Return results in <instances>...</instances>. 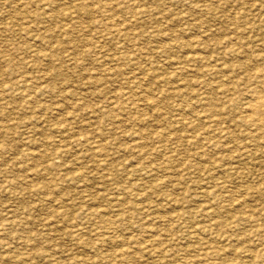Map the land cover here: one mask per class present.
Instances as JSON below:
<instances>
[{
	"label": "rangeland",
	"instance_id": "1",
	"mask_svg": "<svg viewBox=\"0 0 264 264\" xmlns=\"http://www.w3.org/2000/svg\"><path fill=\"white\" fill-rule=\"evenodd\" d=\"M263 34L264 0H0V264H264Z\"/></svg>",
	"mask_w": 264,
	"mask_h": 264
},
{
	"label": "bare ground",
	"instance_id": "2",
	"mask_svg": "<svg viewBox=\"0 0 264 264\" xmlns=\"http://www.w3.org/2000/svg\"><path fill=\"white\" fill-rule=\"evenodd\" d=\"M199 1H200V0H199ZM204 1H206V0H204ZM196 2H197V1H196ZM194 4H195V3H194ZM80 6H81V5H80ZM167 8H168V7H167ZM160 9H161V8H160ZM160 9H159V10H160ZM157 10H158V9H157ZM161 13H162V12H161ZM159 15H160V14H159ZM165 18H166V17H165ZM159 19H160V16H159L158 20H159ZM162 20H164V19H163V16H162ZM165 20H166V19H165ZM166 22H167V20H166ZM124 24H125V23H124ZM118 25H119V24H118ZM118 25H117V26H118ZM115 26H116V25H115ZM120 26H121V23H120ZM111 27H112V26H111ZM114 28H116V27H114ZM117 28L119 29L120 27H117ZM117 28H116V29H117ZM126 28H127V27H126ZM109 29H110V28H109ZM111 29H112V28H111ZM111 29H110V30H111ZM112 30H114V29H112ZM112 30H111V31H112ZM119 30H120V29H119ZM123 30H125V29L123 28ZM127 30H128V28H127ZM126 32H127V31H126ZM117 33H118V31H117L115 34H117ZM158 33H159V32H158ZM110 34H111V33H110ZM113 34H114V32H113ZM113 34H112V35H113ZM120 34H121V33H120V31H119V36H122V35H120ZM163 34H164V33H163ZM233 34H234V33H233ZM124 35H125V34H124ZM164 35H167V34H164ZM263 36H264V34H263ZM238 39H239V37H238ZM241 39H242V38H241ZM226 41H227V40H226ZM228 41H229V40H228ZM235 42H236V41H235ZM246 42H247V40H246ZM228 43H229V42H228ZM239 43L242 44V40H241V42H239ZM166 45H167V43H166ZM168 45H170V44H168ZM239 45H240V44L235 45V47L237 48V46H238V48H240ZM247 45H248V44H246V46H247ZM241 46H242V45H241ZM261 46H262V45H261ZM261 46H260V47H261ZM164 47H167V46L164 45ZM235 47H234V48H235ZM236 48H235V49H236ZM243 48H245V47H243ZM258 48H259V47H258ZM248 49H249V48H248ZM231 50H232V49H231ZM242 50H243V49H242ZM244 51H245V50H244ZM229 52H230V51H229ZM242 52H243V51H242ZM258 52H259V51H258ZM258 52H257V53H258ZM261 52L263 53V51H261ZM239 53H240V52H239ZM239 53H237L236 55H239ZM246 53H247V52H246ZM250 53H251V52H250ZM250 53H249V54H250ZM249 54H248V55H249ZM251 54H252V53H251ZM254 54H255V53H254ZM226 55H227V54H226ZM240 55H241V54H240ZM252 55H253V54H252ZM193 56H195V55H193ZM256 56L258 57V54H257ZM256 56H255V57H256ZM191 57H192V56H191ZM197 57H198V56H197ZM262 57L264 58V56H262ZM118 58H119V57H118ZM186 58H187V57H186ZM186 58H185V59H186ZM189 58H190V57H189ZM189 58H188V59H189ZM193 58L197 61L196 57H193ZM249 58H250V57H249ZM258 58H259V57H258ZM260 58H261V57H260ZM198 59H199V58H198ZM200 59H201V58H200ZM238 59H239V57H238ZM241 59H242V57H241ZM244 59L249 60L248 57H247V58H244ZM236 60H237V59H236ZM181 61H182V60H181ZM186 61H187V60H186ZM186 61L184 60V63H185ZM241 61H242V60H241ZM244 61H245V60H244ZM170 62H172V61H170ZM239 62H240V61H239ZM239 62H238V63H239ZM245 62H246V61H245ZM250 62H251V61H250ZM262 62H263V61H262ZM262 62H261V63H262ZM174 63H177V64H178V61L176 62V60H175ZM174 63L172 62V64H174ZM184 63H183V64H184ZM207 63H208V62H207ZM240 63H241V62H240ZM177 64H176V67H177V68L175 67L176 69H178V70L181 71V72L186 71V70H187V72H188L187 67L184 66L182 63H180L178 66H177ZM217 64H218V63H217ZM223 64H224V63H223ZM225 64H226V63H225ZM245 64H246V63H245ZM245 64H244V66H246ZM174 65H175V64H174ZM219 65L222 66L221 64H219ZM242 65H243V64H242ZM242 65H240V66H242ZM252 65H253V64H252ZM213 66H214V65H213ZM220 66H218V67H220ZM253 66H254V65H253ZM255 66H256V65H255ZM257 66H258V65H257ZM259 66H260V64H259ZM218 67H217V68H218ZM224 67H226V66H224ZM227 67H228V65H227ZM251 67H252V66H251ZM231 68H233V67H230V69H231ZM242 68H243V67H242ZM252 68H253V67H252ZM254 68H256V67H254ZM259 68H260V67H259ZM263 68H264V67H263ZM209 69H211V67H210ZM209 69H208V70H209ZM249 69H250V68H249ZM214 70H215V69H214ZM222 70H223V69H222ZM261 70H262V68H261ZM212 71H213V70H212ZM215 71H216V70H215ZM219 71H221V70H219ZM259 71H260V70H259ZM259 71H258V73L261 72V71H260V72H259ZM263 71H264V70H263ZM225 72H226V71H224V73H225ZM232 72H233V71H232ZM177 73H180V72H177ZM183 73H184V72H183ZM205 73H206V72H205ZM222 73H223V72H222ZM227 73H228V72H227ZM229 73H230V72H229ZM248 73H250V72H248ZM254 73H255V72H254ZM254 73H252V74H254ZM206 74H207V73H206ZM208 74H209V73H208ZM213 74H215V73H213ZM216 74H217V73H216ZM150 75H151V74H150ZM179 75H180V74H179ZM182 75H183V74H182ZM223 75H224V74H223ZM250 75H251V74H250ZM261 75H262V74H261ZM221 76H222V75H221ZM221 76H220V77H221ZM225 76H226V75H225ZM242 76H244V75H242ZM242 76H241V77H242ZM178 77H179V76H178ZM180 77H182V76H180ZM234 77H235V76H234ZM253 77H255V76H253ZM253 77L251 78V76H250V78L254 80ZM227 78H230V77H228V75H227ZM235 78H236V77H235ZM237 78H238V77H237ZM244 78H245V77H244ZM179 79H180V78H179ZM179 79H178V80H179ZM223 79H225L224 76H223ZM231 79H233V78H231ZM245 79H246V78H245ZM182 80H184V79H182ZM227 80L229 81V79H226L225 81H227ZM233 80H236V79H233ZM167 81H168V80H167ZM180 81H181V79H180ZM223 81H224V80H223ZM230 81H231V80H230ZM237 81H238V80H237ZM245 81H246V80H245ZM247 81H248V79H247ZM260 81H261V85L263 84L262 86L264 87V78L262 77V79H260ZM183 83H184V82H183ZM190 83H191V82H190ZM222 83H223V82H222ZM222 83H220V85H221ZM233 83H234V82H233ZM236 83H237V82H236ZM239 83H240V82H239ZM246 83H247V82H245V84H246ZM234 84H235V83H234ZM235 85H236V84H235ZM247 85H248V84H247ZM243 87H245V86L243 85ZM252 87H254V86H252ZM255 87H256V86H255ZM256 88H257V87H256ZM260 88H261V87H260ZM249 89H250V88H248V91H249ZM241 90H242V88H241ZM241 90H240V92H242ZM246 91H247V90H246ZM253 91H254V90H253ZM263 91H264V90H263ZM243 92H245V91H243ZM249 96H250V95H249ZM251 96H252V97H251V99H250V101H249V103H248V105H247V108H248V109H247L246 111H247V113L250 112L251 121H254V122H255L257 125H259V126H260V125H263L262 128H264V92H256V93H252ZM244 103H245V102H244ZM212 105H213V104H212ZM245 107H246V106H245ZM213 110H214V108H213ZM213 110H212V111H213ZM216 110H217V108L214 110V113H215ZM212 111H211V112H212ZM248 111H249V112H248ZM247 113H246V114H247ZM215 114H216V113H215ZM246 114H245V115H246ZM212 116H213V115H212ZM179 117H180V116H179ZM210 117H211V116H210ZM180 118H181V117H180ZM243 118H244V117H243ZM213 119H214V118H213ZM216 119H217V118H216ZM245 119H246V118H245ZM245 119H244V120H245ZM183 120H184V119H183ZM186 120H187V119H186ZM247 120H248V119H247ZM181 121H182V120H181ZM187 121H188V120H187ZM248 121H249V120H248ZM250 123H251V122H250ZM195 125H196V124H195ZM187 126H188V125H187ZM199 127H200V126H198V128H199ZM257 127H258V126H257ZM196 128H197V127H196ZM259 128H260V127H259ZM260 129H261V128H260ZM260 129H259V130H260ZM262 130H263V129H262ZM257 131H258V130H257ZM260 131H261V130H260ZM169 133L171 134V132H169ZM168 136H169V135H168ZM261 136H262V134H261ZM261 136H260V137H261ZM196 137H197V136H196ZM191 139H192V138H191ZM191 139H190V140H191ZM194 139H195V138H194ZM200 140H201V139H200ZM190 142H191V141H190ZM200 144H201V143H200ZM173 184H174V183H173ZM174 186H175V185H174ZM239 192H240V191H239ZM232 193H233V192H232ZM240 193H241V192H240ZM240 193H239V194H240ZM235 194H236V192H235ZM239 194H237V195H239ZM230 196H231V195H230ZM239 196L241 197V194H240ZM233 197H234V196H233ZM165 198H166V197H165ZM243 198L245 199L244 196H243ZM171 200H172V199H171ZM242 200H243V199H242ZM242 200H241V201H242ZM172 202H173V201H172ZM174 202H175V200H174ZM174 202H173V203H174ZM239 203H240V200H239ZM176 214H177V213H176ZM173 215H174V214H173ZM169 216H170V215H169ZM166 217L168 218V216H166ZM171 217H172V215H171ZM173 217H174V216H173ZM176 217H177V216H176ZM178 217H179V215H178ZM164 218H165V217H164ZM169 218H170V217H169ZM165 219H166V218H165ZM165 219H163V220H165ZM168 220H169V219H168ZM174 220H175V219H174ZM171 221H172V220H171ZM171 221H170V222H171ZM166 222H167V221H166ZM195 234H196V233H195ZM146 240H147V239H146ZM147 241H148V240H147ZM214 248H216V247H214ZM223 250H224V249H223ZM208 253H209V252H208ZM208 253H207V254H208ZM204 259H205V257H204ZM207 260H209V258H208ZM263 260H264V259H263ZM205 262H207V261H205Z\"/></svg>",
	"mask_w": 264,
	"mask_h": 264
}]
</instances>
